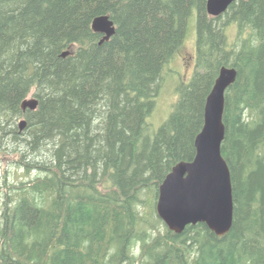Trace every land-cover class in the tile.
I'll list each match as a JSON object with an SVG mask.
<instances>
[{"label":"trees","instance_id":"obj_1","mask_svg":"<svg viewBox=\"0 0 264 264\" xmlns=\"http://www.w3.org/2000/svg\"><path fill=\"white\" fill-rule=\"evenodd\" d=\"M206 2L0 0V154L36 172L0 173V264H264V0H235L218 16ZM193 13L195 70L153 132L163 69ZM100 15L115 29L102 42L91 29ZM221 66L237 71L221 145L232 225L177 234L156 214L158 186L194 157ZM30 92L37 108L22 110Z\"/></svg>","mask_w":264,"mask_h":264},{"label":"water","instance_id":"obj_2","mask_svg":"<svg viewBox=\"0 0 264 264\" xmlns=\"http://www.w3.org/2000/svg\"><path fill=\"white\" fill-rule=\"evenodd\" d=\"M234 1L207 0L206 11L211 16H218ZM91 29L103 34L100 42L108 40L115 30L108 15L95 17ZM68 53L64 51L62 56ZM236 75L234 67H220L205 100L203 126L194 140V157L177 162L158 186L156 214L174 233L179 234L187 225L196 223H204L217 236H223L231 228L232 184L221 145L225 137L224 92L235 81ZM37 105L35 97L25 98L21 108L35 110ZM25 125V119L18 123L20 130Z\"/></svg>","mask_w":264,"mask_h":264},{"label":"rangeland","instance_id":"obj_3","mask_svg":"<svg viewBox=\"0 0 264 264\" xmlns=\"http://www.w3.org/2000/svg\"><path fill=\"white\" fill-rule=\"evenodd\" d=\"M188 22L184 42L163 69L162 86L156 98V105L151 115L147 118L150 130L153 132L167 119L174 103L177 101V87L179 83L188 82L195 70V13H193ZM227 38L230 43H233L236 38V30L233 24L227 30ZM30 96L32 97L31 92L27 98H31ZM4 170L9 180L16 177V175L27 180L36 174V172L24 173L22 171H15L12 166L11 156L0 154V173H3Z\"/></svg>","mask_w":264,"mask_h":264},{"label":"bare ground","instance_id":"obj_4","mask_svg":"<svg viewBox=\"0 0 264 264\" xmlns=\"http://www.w3.org/2000/svg\"><path fill=\"white\" fill-rule=\"evenodd\" d=\"M31 97V96H30ZM36 98V97H35ZM26 110V109H25Z\"/></svg>","mask_w":264,"mask_h":264}]
</instances>
